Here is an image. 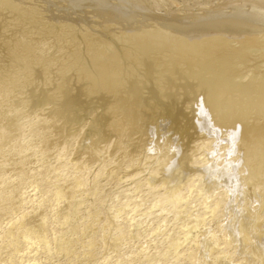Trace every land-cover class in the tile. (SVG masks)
I'll use <instances>...</instances> for the list:
<instances>
[{"label":"rangeland","instance_id":"374dc122","mask_svg":"<svg viewBox=\"0 0 264 264\" xmlns=\"http://www.w3.org/2000/svg\"><path fill=\"white\" fill-rule=\"evenodd\" d=\"M13 1L14 0H12V1L11 0L10 1L9 0H0V7L5 6L7 8L8 12L13 13L14 8L17 6V4H15V3H18L17 2L18 0L14 1L15 3ZM21 1L22 0H19V3L21 4L19 6H20L21 10L25 11L28 9L30 15L29 16L27 15L25 17L24 11L22 12L23 13L22 14V13H20L21 10H18L20 8H17V12L15 11L13 13L16 16V18H15L16 20L13 19L14 16H13V18H11L12 15L10 14L11 15V16L9 15L10 18L7 17V19H6V20H8V18H9L10 22L9 21H7V23L5 22L6 25L3 26L4 30H3V28H0V30L2 29L0 31L1 32V35H0V39H1L0 40V48H1L0 49V57H2V59L5 61V63H4V61L2 62V60L0 58V60H1L0 62H2V64L0 63V72H1L0 73V90H1L0 91V98H1L0 99V103H1L0 104V128H4L7 131L6 133H8V134H6L7 136L4 137L5 139L3 137H0V264H11V263L12 264H18V263L22 264L23 259H24V261H25V259L27 261L29 258L32 259L31 264H33V263L34 264H104V263L105 264H107V263L108 264H202V263L206 264L208 261L213 259V257L215 255H218L221 252L224 254L223 255L224 257L229 258L228 256H230L229 259L231 261L235 260L236 262L234 261V263H237V264H264L263 260L253 259L251 257V254H250L251 252H249L250 248H248L246 245H244V246L246 248H248L247 250H249V251H247V253H245L246 251H244V249L246 250V248L243 246V243L240 241V239L242 237L241 233H240L241 232V230H240L241 225L240 224H242V226H243L244 223H247L244 219V216L245 215L248 216V213L250 210L256 211V210H259V208L261 207L260 204H257L258 206L254 205V203H252L253 202L252 200H251L252 201L251 202L249 199L244 198L241 194L243 192V186H244L243 185L244 184V182H243L244 177L242 176V173L244 174L246 172V169L249 168V167H247L248 165L245 164L246 160H247V162L250 161L251 159L255 160L254 161L255 164H254V166L253 165L252 166H253L255 173H257V171H258V173H257L258 176L260 174H262V171H260V170H263V172H264V161H263L264 160V133H263V131H264V115L260 116L261 118H259V115H258L257 116L258 119H257L256 115H251V116H255V117H251L249 114L251 119L256 120V122H255L256 124L253 123V125H251L252 123H250V125L249 124H247V125L255 126V127L252 129L250 128L248 133H246L247 137L242 136V137H244V138H242L240 136L241 138L238 139V137L234 138V135H232L231 137H233L234 139H238V140L232 141V139L230 138L229 132H226L227 130L224 128L225 126H223V128L221 127L222 129L216 128L217 126H221L219 113L217 114V112H216L214 114V116H209V119H211L209 123L198 121L197 123H200V124H197L196 121L194 122V120H196V115H195L196 111H193V108H195L194 110H197L199 108V106L201 107V105L199 104V106L195 107L194 105H197L196 101H192V102H194L193 104L191 102H188V103H191V105H186L185 102H182L179 105V107L182 109L181 111L183 112V117H181V119H180V120H182V122L179 120L178 125L177 126L175 125L174 129L172 131L170 129L168 130V128L166 130V125H164V123L166 124L167 120L166 121H163V119L161 120V114H160L159 108L158 109H155L156 107L152 108V110H150V111L153 114H151L149 111V114H151L152 118L156 117V120H157L156 122L158 125V129L155 133V132L148 131L147 127H145L146 129L144 128V130H142V129L140 130V129H138V127L132 128V129L127 128V126L131 127L129 124L130 119L133 120L134 115L136 114V111L134 110V108L136 110H138L139 107L132 100H130V102L122 101L120 98V95L122 96L124 94V92L126 91L124 84L127 83L129 75L133 76L134 78L138 77L137 79L142 78L141 74H137L140 71L139 72L136 71L137 73H135L134 70H132V68L134 69L136 67L135 65H133V66L130 65L129 60L128 61L123 60V59H127V58H125V56L123 54L125 48L127 47L126 49L135 51L136 48H134V47H137V46H134V45H138L137 42H136V44H135V42H134V44L132 43V45H133V49H132V48H130V47H132V45L129 42V45H128L129 48H128V46H125L126 43H128V41L125 40V39H127L128 36H129L128 40L130 39L131 42H133L135 39V38H132L133 39V41H132L131 37H134V36L129 35L130 34L129 29L132 26L134 27V25H136V24L141 25V23H143L142 21L148 20L146 17H149V19H152V20H157V17L155 14L157 12L160 13V11H161L160 14H164V15L168 16V13H170V12L174 13L175 10H178L177 9L178 5L183 8V9L179 8V10H178V11H181V14L182 13L183 14H188V13L190 14V12H194V14H196L201 8L205 9V7L207 9H209V7L211 8L212 6H214L215 9H218V7H219V6H217L218 3H220V7L218 10H221L222 7H224L223 9L226 8V11L227 10L229 11L233 7V5H231V2H232V4H236V3H238V2H236L237 0H230L231 2L229 0H226V1L225 0H173V3H172V0H170L171 1L170 3L169 2L164 3L165 0L164 1L162 0V4L164 3L163 6L161 5V0H158V1H160V4L156 3L157 0H156V2H154L155 0H153V2L151 0H147V1L136 0V2H135V0H131V1L125 0L126 1L125 5H124V6H126L125 8L128 7L130 9L133 8V6H139L141 4V7H143L144 3L146 4L144 7H145V9L147 8L145 11V12H147V14L146 13H145V15L143 14L142 11H144V9L141 10V13L143 15H141V13L138 11L140 13V16L138 15V13L135 14L136 17L134 16V18L137 21L133 18L132 20H135V22L131 21V22H133V24H131L130 22H127V24H126L125 22L128 20L119 19V16H118L119 10L118 9L116 10L115 8L117 5H118L117 8H120L119 7V5L121 3L120 0H118L120 3L117 2V0H115V2H112L113 0L112 1L109 0L110 3L107 1V3H109L110 5L112 3H114V4L118 3L117 5L116 4L113 5L114 6L113 9H115V13L112 14L113 16L109 15V18L114 17L113 19L110 18V20L108 19V15L102 14L107 18V20H106V18L103 19L101 14H99L100 13L99 11H97L98 12L97 13L96 10H94L92 7H90L91 4L94 5V3H95L94 0L93 1L92 0L85 1L87 5L89 4L88 6L85 3L83 4L81 2L82 5L80 4L79 5L80 7L83 5L87 6V7H84V6L81 7L82 10L80 7H79V9L75 8L78 10H73L74 9L73 6H72V9H70L71 5L75 6V3L69 2L72 0H69V1L65 0L66 3H68V2L70 3V5L68 4L70 6L69 9H66V6L68 7V5L65 4V2L63 3V0H30V1L24 0L23 2H21ZM61 1H62V3H61L62 5L59 4ZM132 1L135 2V5H132V7H131L130 4H133ZM137 1H141V2L145 1V2L143 3V6H142L141 2L139 3V5H136ZM175 1H176V3H175ZM238 1H239V3H245V7L243 6V9L244 8L246 9L247 8L246 6H249V4L253 5L258 1H264V0H255L256 2L251 0V2H249L248 5H247L248 0H247V2H245L246 0H242V2L240 0H238ZM24 2L27 4H25ZM122 2L124 4V0H122ZM228 2L230 3V5L229 4H227V5L230 7V9L226 5V3H228ZM153 3H155V5ZM205 3L206 4L208 3V4L205 5ZM222 3H224L225 6H227V7L222 6L221 5ZM11 4L15 5V7H13ZM22 4L25 5V7H24L25 9L22 8V6H23ZM158 4L160 5L159 7L156 6ZM169 4H171L170 7H169ZM198 4H200V5H198ZM93 5H91V6H93ZM127 5H129V6H127ZM121 6H122V3H121ZM147 6L148 7L150 6V7L148 8ZM164 6H166L167 8L169 7V9L167 10V8ZM171 6H173V7H171ZM216 6H217V8H216ZM83 8H85V9L87 8V9L83 10ZM250 8L251 7L249 6V8H247L246 10H249ZM207 9H205V10H207ZM30 10L32 12H30ZM87 10L89 12L92 11L91 12L92 16L89 12H87ZM137 10H138L137 7H135L133 12L135 11V13H136ZM18 11H19V13H18ZM116 11L118 13H116ZM167 11H168V13H167ZM201 11L203 12L204 10H201ZM201 11H199V12L201 13ZM93 12L94 13L96 12L97 15L93 14ZM148 12H149V14H148ZM199 12L197 14H199ZM37 13H39V14H37ZM56 14L58 16L61 15L60 16L61 18L60 17L58 18V16ZM62 14H65V16ZM93 15L100 17L102 19H100V18L98 19L97 17H94ZM114 15L118 16V18L116 17V20H114L115 19ZM20 16H21V18H20ZM93 18H96V19H93ZM120 18H123V17L121 16ZM143 18L147 19V20H144ZM53 19L56 21H53ZM59 19H61V21H58ZM117 19L120 21L121 20L124 21L125 24L122 21L118 22ZM82 20H84V21H82ZM100 20H101V22H100ZM103 20L108 21V22H106V23L103 22L104 23L103 24L102 23ZM109 21L111 22V25L109 24L110 23ZM149 21H151V20H149ZM8 22L10 24H8ZM17 22H19V23L17 24ZM96 22H97V24H96ZM114 22H115V24H117V23L118 24L115 25ZM128 23H129V25H128ZM23 24H25V25H23ZM100 24H102L104 26H100ZM107 24L110 25L111 29H112V27L114 28V25H115V28L113 29V31L115 33H113V31L109 29L110 27ZM112 24H113V26H112ZM88 25H90L91 27ZM126 25H127V27H126ZM105 26H106V28L108 27L107 29L109 31L106 30V28H104ZM136 26H138V25H136ZM5 27H8V28H5ZM127 28H128V30H127ZM7 29H8V31H6ZM83 31H85V33H83ZM106 31H107V33H105ZM65 32H67V33L65 34ZM262 33L260 36L264 37V34L262 35ZM29 34H31V35H29ZM43 34L45 35L46 39H47L46 36H48V40H46L44 37L41 39V37L44 36ZM123 35H125V36H123ZM25 36L28 37V39H27L28 41L24 40V39H26ZM115 36H118V37L123 36L122 39H121V37L118 38V39L122 40L121 42H120V40L117 39L119 44H118V42H116L117 40H114L115 38H113V37H115ZM49 37L51 40L49 39ZM80 37H81V39H80ZM124 37H126V38L123 39ZM263 37H259V38H261V40H262ZM16 38H18V39H16ZM19 38L23 39V40L20 41ZM39 38L41 41L39 40ZM72 38H74V39H72ZM10 40H11V42H10ZM14 40L16 43L13 46V44H11V43H14L13 42ZM18 40L20 41V43L18 42ZM261 40H259V42H262V41L264 42V38L262 41ZM43 41H45V42H43ZM4 42H6L8 44H6ZM17 42L19 43V46L17 45L18 44ZM39 42L40 43L42 42L41 43L42 45ZM143 42L141 40L139 42L138 46L141 47V43H143ZM263 42L259 43V44H263ZM29 43L33 47L31 45L29 46ZM37 43L40 44V48H39V44H37ZM101 43H103V44H101ZM107 43L109 45L111 43L110 46H113V49H111V50H110V48L108 49L106 46V45H108ZM120 43H121V45H120ZM230 43H231L230 45H232V46H233V43L235 44V42H230ZM2 44H4V45L2 46ZM90 44L91 45L93 44L94 46L93 45L91 46ZM122 44H124V45H122ZM11 45H12L13 49L11 48ZM24 45L27 48V50L31 51L32 53L37 52V53H34L36 55L30 54L31 52L28 53V51L25 50L26 48H23ZM64 45H66V48L64 47L65 49L63 48ZM84 45H86V46H84ZM87 45L91 46L90 49ZM109 45H108V47H110ZM260 46H264V45H260ZM7 47H8V49L10 48L9 50H11V52L8 51ZM14 47H15V49H14ZM50 47H51V49H49ZM32 48H34L33 51L31 50ZM35 48H37L36 51H35ZM43 48H45L46 52L47 51L48 52L45 53V50ZM59 48H61L62 50H60ZM84 48H87V49L84 50ZM104 48L105 49L107 48L106 51L107 50L111 51V52L109 51V54L111 56L115 57L116 54L118 53L116 58H117V60H120L118 62L119 63L118 69H120L121 71H120L119 75L117 76V84H116L119 86H116L115 90H113L114 93H112L113 91L111 92L114 95L113 96L114 98H112V100H113L112 106L114 105L113 106L114 109H113V111L111 109V111L113 112V116L116 115L114 117L115 120L116 119L119 120V116L121 119L122 117L128 118L131 115L130 119L129 118L126 119L127 121H126L124 126H126V125L127 126L125 127V129L122 128V131L120 132L121 135L116 133V131H114L115 132V134H114V132L112 131L113 129L117 130V127H119V128L121 127V125L120 126L118 125V123L120 121L118 122L117 120L115 121L113 119V121H115L114 123L116 124V126L112 122L113 124L109 125V129H108V126L105 123V121L101 119L102 114H104L105 108H104L103 102L100 101L99 95H97L96 93H94V94H96V96H95L92 92H89L87 94V96L85 97V99L89 100V102L84 104V105L79 103V101L76 103H72L71 101H70L71 103L70 102L66 103L65 99H63L67 90L76 89V91H81L83 93L84 89L87 86L90 87V82L88 81L86 75H92V74H93L92 76L96 75L95 74L96 73L95 68H93L94 67L93 64L98 60H100V61H98L96 63H99L102 61V59L104 58V56H103L104 54L101 55L102 54L101 50H104ZM6 49L8 52L6 51ZM19 49H21V50H19ZM69 49L72 52L73 51L76 52L77 54L76 53L71 54V51ZM93 49H95V50H93ZM37 50H39V53ZM59 50L62 53H65V51H66L65 55L66 54L68 56L70 55L69 59L72 58L71 59L72 61H69V62L67 61L66 62L67 64L65 63L67 68H68V71H69L66 74V76L65 75L63 76L60 73H58L56 71L57 69L55 68V66H49V67H53V69L52 68L50 69L47 66V60L48 59L51 60L54 56H55L54 58L56 59V55H57ZM67 50H69V51H67ZM91 50H92V52H91ZM97 50H98V52H96ZM19 51H20V54L23 55L26 60L22 56L19 57L20 56ZM22 51H23V54L21 53ZM119 51H120V53H119ZM9 52L11 53V56H10ZM13 52H14V54H13ZM121 52H122V54H121ZM15 53L19 54V55L17 56ZM26 53L29 55V58L32 57L30 60L29 59L27 60L28 55ZM43 53H45V55H43ZM37 54H40V55H37ZM52 54H56V55H52ZM163 54L164 55H161V57H160L161 61H163V60L166 61V59H170V58H168V57H170L168 55L169 53L166 52ZM33 55H34V57H33ZM3 56H4V58H3ZM38 56H40V57H38ZM119 56H120V58H119ZM121 56L123 57V59L121 58ZM6 57L9 59H7ZM10 57H13V58L17 57L16 59L21 58L20 60L22 61V59H23L24 61H22V65H21L20 60H18L19 62H17L15 59L10 58ZM35 57L37 58L36 60H38V61H36L34 59ZM93 57H95V58L93 59ZM100 57H103V58L100 59ZM96 58H97V60H95ZM11 59H13V61ZM39 59H41V60H39ZM9 60H11L12 62L10 61V63H9ZM32 60L34 61L35 65H34ZM73 60L76 61V63H74ZM6 61L9 63L8 64L9 66L7 65ZM27 61H30V62H27ZM89 61H91V62H89ZM104 61L106 62L107 60H104ZM13 62L15 64H17V66H12V65H14V64H12ZM24 62L26 65L24 67L25 69H23V65H24L23 63ZM71 62H73V63L71 64ZM167 62L169 64V60ZM26 63H28L29 65ZM36 63H37V65H36ZM68 63L71 65H69ZM87 63H88V66L86 65ZM108 63H110V62L107 61V64ZM41 64H44V66L42 65V67H45V68L48 67V69L51 70V71H49L47 69L48 72H50V74L44 68L42 69V67H40ZM2 65H3V67H2ZM32 65H33V67L31 68ZM111 65H113V64H111ZM6 66L9 68L3 69ZM11 66L13 67V70H12ZM27 66H30L29 67V68H31V69H29L30 71L26 70V68L28 69ZM263 66H264V64H263ZM15 67H16V69H15ZM37 67H38V70L36 71L34 68L37 69ZM70 68H72V69L70 70ZM89 68L92 70H90ZM9 69L11 72H13V71L14 72L13 73H11L10 71L5 72ZM39 69H42L41 70L42 72L39 71ZM129 69H131V71ZM33 70L37 72V75L43 74V78H41L42 76L41 77L39 76L41 78L40 79L41 81L39 80V77L36 75V72H35V75L37 77L33 74L34 73ZM44 70L46 71V73L44 72ZM52 70H54V72ZM38 71H39V74H38ZM249 71H251V70H249ZM249 71L246 70V72L241 74V77H242V78H240L241 81H244L245 79H249V77H251L250 74L252 72L249 73ZM17 72L21 76L19 74H17ZM43 72L45 74H47V77H49L48 80H46L47 77ZM130 72H131V74H130ZM204 72H205V70L198 72V74L201 75V74H204ZM5 73H7L8 75ZM55 73H57V74H55ZM1 74L3 76H1ZM10 74L12 77L14 76L13 77L14 79H12V77L11 78L9 77L10 79L8 80V76ZM132 74H134V75H132ZM6 75H7V78H5ZM22 75H23V77H22ZM55 75L57 76V78ZM170 75H171L170 72L165 71L164 76L167 77ZM18 78H19V80H18ZM37 78H38V80H37ZM31 79L33 82L31 81ZM242 79H244V80H242ZM10 80H11V83H10ZM12 80H18L19 82L18 81L15 82ZM36 80L40 81V82H36ZM23 81H24V83H26L25 86H27V87L24 86L25 89L23 87L21 89V91L18 92L19 89L15 85L17 84V82L20 84H23ZM34 81L38 87L34 84ZM57 81H60V82H58L59 84L57 83ZM41 83H42V85L44 83L48 84V85L45 84L46 86L43 85V87L44 86L45 87L44 88L42 87V90L45 88H49L50 91H58L62 95L63 98L60 97V99H59L56 97V99L50 100V101L47 99L46 101L47 102L49 101L51 104L47 103L45 101L46 97L42 95V93L44 91L42 92L39 90L41 88V86H40ZM32 85L34 87L36 86L37 89L33 90L34 87H32ZM166 85L168 86L169 83H166ZM7 86H9V87H7ZM4 87H7V89ZM119 87H120V89H119ZM5 89H6V92L8 93V95L5 92ZM117 89H119L120 91ZM23 91H25V92H23ZM38 91L41 93H39ZM32 92L35 94L38 92L36 97H35V94H33ZM1 93H5V95L1 94ZM17 93H19V94H17ZM30 94H32V95H30ZM115 94H116L117 98L115 97ZM38 95H39V98L42 97V99L39 100ZM15 96H17L19 98H16ZM29 96L30 97L33 96L35 98H38V100L37 99L35 100V98H33V97L29 98ZM91 96H93V97H91ZM94 96L96 97L95 99H93ZM183 96L181 98H183ZM2 98H4L5 102ZM117 99L118 100L120 99V100L117 101ZM179 99H180V96H179ZM6 100L8 103L6 102ZM14 100H16V101H14ZM56 100H59V101H56ZM114 100L116 102H114ZM183 100H184V98H183ZM183 100L180 99V101H183ZM34 101H36V103ZM2 102H3V104H2ZM42 102H44V103H42ZM62 102H63V104H60ZM124 102H127V104ZM195 102H196V104H195ZM40 103H42V104L40 105ZM122 103H123V106L125 105L124 107L121 105ZM45 104H47V105H45ZM55 104H56V106H55ZM57 104H58V106L63 105L62 106L63 110L61 109L62 111H60L61 107H57ZM73 104H75V105L73 106ZM117 104L119 105L118 107H117ZM145 104L146 103L143 104V107L147 110H148V108L150 109V106H145ZM8 105H10V106H8ZM70 105H72L71 109H70ZM130 107H131V109H129ZM56 108H58L57 111H56ZM92 108H93V110L91 111ZM124 108H125V110H124ZM51 109L54 113H52ZM78 109H80V110H78ZM153 109H155V110L153 111ZM58 110H59V112H58ZM114 110H116V111H114ZM185 110H186V112H185ZM134 111H135V114H133ZM221 111L223 112L224 109ZM99 112H101V113H99ZM117 112H118V114H116ZM57 113L59 115L61 114L62 116L60 115L59 116L60 118H59ZM65 113H66V115H65ZM123 113L124 114L128 113V114H126V116L125 115L123 116ZM51 114H52V116H51ZM54 114L56 117L53 116ZM192 114L194 117L192 116ZM97 115H98V117H97ZM127 115H129V116L127 117ZM117 116H118V118H117ZM53 117H55V119ZM250 117L248 119H250ZM6 118H7V120H6ZM8 118H10V119H8ZM73 118L74 119L76 118V119L74 120ZM47 119H48V121H49V119H50V121L51 120L52 121L47 122ZM99 119H101V120H99ZM204 119H208V117L207 118L204 117ZM8 121H10V122L12 121L13 123L11 124ZM40 122L42 125H40ZM54 122H56V123H54ZM217 123H219V125H217ZM7 124L12 125V127L10 125L8 126ZM43 124H44V126H43ZM96 125H97V127H96ZM112 125H113V127H112ZM258 126H259V129H258ZM260 126H262L263 130L261 129ZM110 127H111V129H110ZM175 127H176V129H175ZM133 129H136V130L134 131ZM253 129H255V130H253ZM260 129L262 131H260ZM19 130L21 131V133ZM145 130H147V131H145ZM256 130H257V132H254ZM130 131H132L133 134H132V132L130 133ZM169 131H171V132H169ZM126 132L128 134V135L126 134L127 137H125L126 135L123 137V135ZM175 132H177V133L174 135ZM184 133H186V134H184ZM262 133H263V135H261ZM19 134H20V136H19ZM171 134H172V137H171ZM178 135H180V136H178ZM259 135H260V137L258 138ZM6 138H7V142H6ZM251 138H253V141ZM46 139L48 142L46 141ZM257 139H258V141H257ZM244 140H246V141H244ZM4 141L6 142V144ZM249 142H251V143L249 144ZM246 144L249 146H247ZM207 146H209V147H207ZM20 148H22V149H20ZM249 149H250V152H249ZM258 150H259V152H258ZM181 152L183 154L186 153L185 154L186 156L184 155V157H183L181 155L182 154ZM168 154H170V155H168ZM177 156H179V158L183 157L182 159H184V160L186 158V160L184 161L186 164L181 162L182 166H181V164L179 165L180 167H179L178 174L179 175L181 174L179 176L180 179L176 180L175 182H168L169 185H164L162 183L163 180L171 173V170L173 168H175V165L180 163V162H178V163L176 162V161H178ZM248 156H250L251 158H249ZM244 157L246 158V160L244 159ZM166 158H168V159H166ZM247 158H249V159H247ZM163 160H165V161H163ZM77 161H79L78 163L82 167L86 166V167H84L85 169H83L84 171L81 170L83 172V174L85 173L84 175L86 176V183L83 185H77L78 187H76L75 190L72 189L71 192H66L65 195L63 196V198L59 201L54 199V197H52L51 199H47V200L45 199L44 200L42 198V196L44 195L43 192L45 193L46 186L48 185V180H50V179H48L46 183H43L41 185L39 183V181L41 182V180H42L41 176H42V178H45L46 175H48L49 177H52L56 174V171H58V170L59 171L60 170L65 171L66 170L65 174H67L66 175L67 177L66 178L64 177L65 179H63L59 182L61 184H64L63 187H66L69 185L71 186V184L72 185L76 184L75 183V182H77L75 180L76 177L75 178H73V177L77 173L76 169H74L75 168L74 163ZM202 161L204 163H202ZM161 162H162V164H161ZM68 165H70V166H68ZM132 165H133V167H132ZM57 166H58V168H57ZM63 166L65 168H63ZM193 166H194V168H193ZM212 166H214V167H212ZM215 166H217L218 168ZM102 167L105 169H102ZM205 167L206 168L212 167V169L217 170V171L214 172V170H212L210 168V170H212L213 173H211V172L208 173L210 170L209 171L205 170ZM219 167H221V168H219ZM42 168H45L47 170L42 169ZM244 168H246V169H244ZM255 168H257V169H255ZM221 169L224 170V172L226 171V173L228 175H231L233 177L234 181L231 183H228L225 180L224 175L223 176L220 175L222 172ZM99 170H103V171L105 170L104 171L105 173L102 171L103 176L100 175L101 177L98 176L99 178H97L96 174L99 172ZM184 171H186V172H184ZM107 172H108V174H107ZM154 172L157 174V176L154 174ZM219 172H220V174H217ZM43 173H44V177L42 175ZM68 173H69V175H68ZM185 173L188 174L189 176L186 175ZM38 174L39 175L41 174V175L39 176ZM210 174H211V176H210ZM222 174H223V172H222ZM263 175H264V173H263ZM37 177H40V178H38V180H37L36 179ZM190 178H193V179H190ZM262 178L264 179V176L261 177V179ZM96 179H99L98 180L99 182L98 181L96 182ZM34 180H37V181H34ZM144 180L145 181L147 180V181L143 182ZM188 180L192 181V182H190V184H192V186H194V187L191 189V191L189 193H187L184 196V200L180 204V206L182 205L181 206L182 208L178 207L180 209V211H179V209L178 210L172 209L171 213H170V211H168L169 209L167 206H169V204L167 202H165L167 204V206L164 203L161 205H157V206L151 205L152 203L155 202V200H157L156 198H158L159 195L165 196L166 194H169V192L171 190L172 191L170 193H174V191H176L180 186L184 187V188L187 187L189 185V183H187ZM197 181H199V182H197ZM34 182H36L37 184L34 185L33 184ZM184 182H185V184H184ZM65 183H66V185H65ZM146 184H148V185H146ZM173 184L175 185V187H173L174 186ZM196 185H198V186H196ZM152 186L154 187L153 189H151ZM200 186H202V188ZM199 187L202 190L199 191L200 193H197V192L195 193L196 188H199ZM148 188H150V189H148ZM171 188H173V189H171ZM201 193H202V195H201ZM141 195L142 196L144 195V196L142 197ZM199 195H201L204 199ZM197 196H198V198H196ZM12 198L13 199L14 198H16V199L21 198L22 200L18 199L21 201L16 203V201H18V200L14 201ZM32 198L33 199L35 198L34 202L31 201V200H33ZM199 199H200V201H199ZM217 199L220 200V202H219L220 204L218 206L214 207L213 210L208 209L209 212H207V210L204 211L205 210L204 208L207 205L215 203V200L217 201ZM191 200L196 201V202H194V204H192L193 202ZM9 201L14 203V204L16 203V205L13 204V208L11 209L12 211L11 210L9 212L7 211L8 213L6 212L7 215H5V213L3 214V212H4L3 209L5 207L8 210L7 206H8ZM209 202H211V203H209ZM125 203L126 204L128 203L127 204L128 206ZM188 203H190V204L188 205ZM125 205H126V207H125ZM159 206H160V208H159ZM186 206H189V207L186 208ZM190 206L191 207L193 206V208H191ZM14 207H16V208H14ZM17 207H21V208L19 209ZM150 207L152 208L151 214L147 215V216L142 215L145 212V210L150 208ZM161 207L162 208L164 207L163 209H165V210H163V209L161 210ZM126 208H127V210H126ZM189 208H191V209H189ZM215 208L216 209L218 208V209L216 210ZM29 209H30V211H29ZM187 209H189V210L186 211ZM176 211L178 212L177 215H175ZM240 211H241V213H240ZM244 211L246 213L247 212L248 213L246 214ZM1 212H2V214H1ZM181 212L183 213V214H181V215H183V217L179 214ZM157 213H159L160 216ZM202 213H203V215H202ZM244 213H245V215H244ZM23 214H25V215H23ZM189 214L190 215L201 214L202 219L204 220V218H206L207 223L204 224L203 226H200L199 228L192 230L188 226V218L190 216ZM31 215L32 216L34 215L35 217L34 216L32 217ZM163 215H165V217L166 216H168V217H166V219H162V218H164ZM178 215H180V217ZM167 218L169 221L167 220ZM245 218H246V216H245ZM179 220H180V222H179ZM45 222L47 223V225ZM129 222L132 224L131 230L128 231V232H131L130 233L131 235L128 232L127 233L129 235H126L127 233L125 232L126 231L125 228H127V227L125 226V228H124V226L122 227V225L129 223ZM242 222H244V223H242ZM161 224L163 227L161 226ZM235 225H237V228ZM238 225H240V226H238ZM45 226H47L48 228ZM159 226H161V228ZM156 227H158V228H156ZM45 228H47L48 230H46ZM31 232L35 233L34 235H36L37 241L33 245L26 244V250L23 253L24 255L22 254L18 257V258L22 259L21 261L18 258L13 261L12 255L18 247L17 245H20L22 243L21 239L24 240V238L26 236L31 238V236H30V234L32 235ZM236 232H237V234H236ZM24 233L27 234V235H25V237H24ZM28 233H30V234H28ZM211 235L213 236L212 238L209 237ZM46 236L49 237L51 240L49 241V246L44 247L43 243H44V239H46ZM28 237H26V238H28ZM32 237L34 238L33 235H32ZM185 237H187V238H185ZM177 238H181V239L184 238V239L181 240L179 244L173 246V248L170 247L171 243L173 241H176ZM119 241H121V242H119ZM210 245H211V247H210ZM203 247H205V248H203ZM32 248H34V249H32ZM201 248H202V250H201ZM30 249L32 250V252ZM214 249L217 252H215ZM252 249H254V248H252ZM211 250H213V251H211ZM132 251H134V252H132ZM210 251L213 254L215 252L213 257H210L211 256ZM218 251H219V253H218ZM29 252H30V254H29ZM118 252L121 254H119ZM131 252L134 254H132ZM190 252H195L194 253L195 258L189 257ZM31 253H32V255H31ZM197 253H198V255H197ZM30 255H31V257H30ZM109 255L111 257H109ZM129 255L131 256L130 258H129ZM32 257H34L35 259H33ZM107 257H109L107 259V261L110 260V262L105 261L104 258H107ZM102 259L104 260V262L102 261ZM205 261H206V263H205ZM14 262H16V263H14Z\"/></svg>","mask_w":264,"mask_h":264},{"label":"bare ground","instance_id":"6f19581e","mask_svg":"<svg viewBox=\"0 0 264 264\" xmlns=\"http://www.w3.org/2000/svg\"><path fill=\"white\" fill-rule=\"evenodd\" d=\"M10 1V0H9ZM12 1V0H11ZM14 1H16V0H14ZM13 1V2H14ZM24 0H22L21 2H23ZM30 1V0H29ZM67 1V0H66ZM66 1L65 0H63V3L65 2V4H69L70 5V3H75V6L74 5H71V8H70V6L68 5V7L66 6V9H72V6H73V10H78L79 9V5L81 4L82 5V3L84 4H86V2L85 1H88V0H72V1H69L68 3H66ZM93 1V0H92ZM107 1L109 2V0H94V5L93 4H91V5H93V6H91L90 5V7H92L94 10H96V12L97 11H99L100 13L99 14H101V16H102V18L104 19V18H106L104 15H102V14H105V15H108V19L110 20V18L111 19H113L112 17H110L109 18V15L111 16L112 14H114L115 13V9L117 10H119L118 12H119V14H118V16H119V19H125V20H128V21H126L125 23L127 24V22H130L131 24H133V22H131V21H134L135 22V18H134V16L136 17V15L135 14H137L138 13V15L140 16V13H141V10L142 9H144V11H142L143 12V14L145 15V13L147 14V12H145L146 11V9H145V1H147V0H145V1H143V2H141V1H137V4L136 5H139V3L141 2L142 3V6H143V3H144V8L143 7H141V4L139 5V6H133V8H125L126 6H124L125 5V0H124V4H123V2H122V0H120V2L122 3V6H121V3L117 0V2H119L120 3V5H119V7L120 8H117V6H116V8L115 9H113L114 8V6L113 5H115L114 3H112L111 5L109 4V3H107ZM110 1H112V0H110ZM128 1V0H127ZM131 1V0H130ZM152 2H153V0H151ZM150 1V2H151ZM164 1V0H163ZM166 1V2H165ZM164 1V3H170L171 1L169 0H165ZM226 1V0H225ZM230 1V0H229ZM241 2H242V0H240ZM254 2H256L255 0H253ZM18 3H19V0L17 1ZM58 2V1H57ZM82 2V3H81ZM112 2H115V0H113ZM135 2H136V0H135ZM135 2H133L132 1V3L133 4H130L131 5V7H132V5H135ZM154 2H156V0L154 1ZM208 2V1H207ZM231 2V1H230ZM235 2V1H234ZM233 2V3H234ZM236 2H238V3H236ZM235 3L236 4H232V2H231V5H233V7H232V9L231 10H227L226 11V8L225 9H223L224 7H222V6H225V4L224 3H222L221 5V7H222V9L221 10H218L219 9V7H220V3H218L217 4V6H219L218 7V9H215V7L214 6H212L211 8L209 7V9H207L206 7H205V9H207V10H205L204 8H201L199 11H201V10H204L203 12L201 11V13L199 12V14H194V12H190V14L188 13V14H181V11H178L179 10V8L181 9L182 7L181 6H177V9L178 10H173L174 11V13H171L170 11V13H168V11H167V13H168V16H166V15H164V14H160L161 13V11H160V13L159 12H157L155 15H156V17H157V20H152V19H149V17H146L147 19H144V20H147V21H142L143 23H141V25H139V24H136V25H138V26H136V25H134V27L132 28H130L129 29V35H132V36H134V37H131V39L132 38H135L134 39V41H133V39H132V41L133 42H131V40L129 39L128 40V37H127V39H125L126 37H124L123 39H125V40H127L128 41V43H126V45L125 46H128L129 45V42L131 43V45H132V43L134 44V42H135V44H136V42H137V44L139 45V42L142 40V42L143 43H141V47H139L138 45H134V46H137V47H134V48H136V50L134 51V50H129V49H126L125 48V50H124V56H125V58H127V59H123V57L121 56V58L124 60V61H128L129 60V63H130V65H135L136 67V69L134 68H132V70H134V72L135 73H137L136 71H140L139 73H137V74H141V76H142V78L141 79H137V78H134L133 76H131V75H129V78H128V80H127V83H125L124 84V86H125V88H126V91L124 92V94L121 96L120 95V98H121V100L122 101H128V102H130V100H132L134 103H136L137 105H138V107H139V109L138 110H136L134 107V110L136 111V114H135V111L133 112V114H135L134 115V118H133V120L132 119H130L131 117V115L129 116V115H127V117L130 119V126L131 127H128L127 125V128H130V129H132V128H137L138 127V129H142V130H144V128L145 127H147V129H148V131H150V132H155L156 133V131H157V129H158V125H157V120H156V117L155 118H152V116H151V114H153V113H151V111L150 110H152V108H155V109H160L159 111H160V114H161V120L163 119V121H166L167 120V122H166V124L164 123V125H166V130H167V128H168V130L170 129L171 131L174 129V126L176 125H178V123H179V120L181 119V117H183V112L181 111L182 109L179 107V105H180V103H182V102H185L186 103V105H191V103L193 104L194 102H192V101H196L197 102V105H194L195 107L196 106H199V104L201 105V107L199 106V108L197 109V110H194L195 108H193V111H196V113H195V115H196V120H194V122L196 121V123L198 122V121H202V122H207V123H209L210 122V120L211 119H209V116H214V114L217 112V114L219 113V115H220V122H221V126H217L216 128L217 129H222L223 128V126H225L224 128L227 130L226 132H229V135H230V138L232 139V141H235V140H238L239 138H241L242 136H246V133H248V131L250 130V128L252 129V128H254L255 126H249L250 125V123H252L251 125H253V123H255L256 122V120H254V119H251V117H255V116H251V115H256V118L258 119V115H259V118H261L260 116H263L264 115V66H263V64H264V46H260V45H264V42L262 41L263 40V36H260L261 35V33H262V35L264 34V1H258V2H256L255 4H253V5H250L249 4V2H251V0L249 1L248 0V2H247V0L245 1V2H247V5L249 4V6L251 7L249 10H246L247 8H249V6H246L247 8L245 9H243V6L245 7V3H239V1L237 0ZM244 2V1H243ZM253 2V3H254ZM10 3V2H9ZM12 3V2H11ZM15 3V2H14ZM13 3V4H14ZM18 3H15V4H17V6L15 7V5H13V4H11L13 7H15L14 8V12L16 11L17 12V8H20V6L19 5H21L20 3L18 4ZM25 3V2H24ZM62 3V1L59 3L60 5H62L61 4ZM89 3V2H88ZM93 3V2H92ZM156 3H159L160 4V1H158L157 0V2ZM164 3L162 4V0H161V5L163 6L164 5ZM172 3H173V0H172ZM171 3V4H172ZM175 3H176V1H175ZM209 3V2H208ZM207 3V4H208ZM25 4H27V3H25ZM77 4V5H76ZM127 4V3H126ZM129 4V3H128ZM154 5H155V3H153ZM156 5L157 7H159L160 5ZM171 4H169V7H170V5ZM178 4V3H177ZM176 4V5H177ZM206 3H205V5H207ZM227 4H229L230 5V3L228 2V3H226V5ZM23 5V4H22ZM87 5V4H86ZM86 5H83L84 7H87ZM166 5V4H165ZM173 5V4H172ZM198 5H200V4H198ZM10 6V5H9ZM78 6V7H77ZM83 6H81V7H83ZM127 6H129V5H127ZM174 6V5H173ZM173 6H171V7H173ZM217 6H216V8H217ZM228 6V5H227ZM227 6H225V7H227ZM11 7V6H10ZM12 7V8H13ZM25 7V5H23L22 6V8L23 9H25L24 8ZM29 7V6H28ZM80 7V8H81ZM135 7H137V11H136V13H135V11L133 12V10L135 9ZM148 7V6H147ZM150 7V6H149ZM148 7V8H149ZM164 7H166V6H164ZM169 7L167 8V10L169 9ZM11 8V9H12ZM75 8H78V9H75ZM89 8V7H88ZM228 8L230 9V7L228 6ZM9 9V8H8ZM10 9V10H11ZM27 9V8H26ZM85 8H83V10H84ZM87 9V8H86ZM85 9V10H86ZM133 9V10H132ZM152 9V8H151ZM171 9V8H170ZM183 9V8H182ZM18 10H21V8L20 9H18ZM63 10V9H62ZM81 10H82V8H81ZM92 10V9H91ZM93 10V11H94ZM150 10V9H149ZM225 10V11H224ZM6 11V12H5ZM24 11V10H23ZM22 10H21V12L20 13H22L23 12ZM28 11V12H27ZM57 11V10H56ZM140 13H139V12ZM172 11V12H173ZM7 11V8L4 6V7H0V28H3V30H4V27L3 26H5L6 25V23H7V21H9V15L11 16V18H13V16H14V18L13 19H15L16 18V16H15V14H13V13H11V12H8ZM30 12H32L31 10H30ZM55 12V11H54ZM84 12V11H83ZM86 12V11H85ZM87 12H89L88 10H87ZM92 12V11H91ZM91 12H89L90 14H91ZM96 12L94 13L93 12V14H95V15H97L96 14ZM102 12V13H101ZM117 11H116V13H118ZM18 13H19V11H18ZM27 13V14H26ZM74 13V12H73ZM98 13V12H97ZM107 13V14H106ZM17 14V13H16ZM23 14V13H22ZM24 14H25V17L28 15H30V13H29V10L27 9V10H25L24 11ZM37 14H39V13H37ZM59 14V13H58ZM88 14V13H87ZM89 14V15H90ZM142 13H141V15H143ZM148 14H149V12H148ZM193 14V15H192ZM18 15V14H17ZM57 15V14H56ZM55 15V16H56ZM62 15H64L65 16V14H62ZM74 15V14H73ZM88 15V16H89ZM117 15V14H116ZM116 15H114L115 16V19L114 20H116V17L118 18V16H116ZM58 16V15H57ZM61 15H59L58 16V18L60 17ZM77 16V15H76ZM91 16H92V14H91ZM94 16V15H93ZM113 16V15H112ZM123 17V18H120V17ZM7 17H9L8 18V20H6L7 19ZM53 17V16H52ZM51 17V18H52ZM94 17H97V16H94ZM138 17V16H137ZM20 18H21V16H20ZM35 18V17H34ZM55 18V17H54ZM57 18V17H56ZM57 18V19H58ZM61 18V17H60ZM63 18V17H62ZM75 18V17H74ZM81 18V17H80ZM98 19L100 18V17H97ZM102 18H100V19H102ZM135 19V20H132V19ZM27 19V18H26ZM37 19V18H36ZM73 19V18H72ZM93 19H96V18H93ZM12 20V19H11ZM16 20V19H15ZM38 20V19H37ZM52 20V19H51ZM106 20H107V18H106ZM113 20V21H114ZM118 20V19H117ZM149 20H151V21H149ZM53 21H56V20H54L53 19ZM58 21H61V19H59ZM82 21H84V20H82ZM112 21V20H111ZM120 20H118V22H119ZM122 21V20H121ZM120 21V22H121ZM137 21V20H136ZM6 22V23H5ZM10 22V21H9ZM8 22V24H10ZM100 22H101V20H100ZM106 23V22H108V21H102V23ZM110 22V21H109ZM123 23H124V21H122ZM141 22V21H140ZM12 23V22H11ZM19 22H17V24H18ZM99 23V22H98ZM103 23V24H104ZM113 23V22H112ZM124 23V24H125ZM13 24V23H12ZM16 24V23H15ZM86 24V23H85ZM96 24H97V22H96ZM110 25H111V22L109 23ZM109 24H107V25H109ZM114 24H115V22H114ZM118 24V23H117ZM117 24H115V25H117ZM130 24V25H131ZM23 25H25V24H23ZM106 25V24H105ZM110 25H109V27H110ZM115 25H114V28H115ZM121 25V24H120ZM128 25H129V23H128ZM10 26V25H9ZM8 26V27H9ZM88 26H90V25H88ZM97 26V25H96ZM95 26V27H96ZM99 26V25H98ZM100 26H104V25H102V24H100ZM112 26H113V24H112ZM8 27H5V28H8ZM91 27V26H90ZM126 27H127V25H126ZM23 28V27H22ZM103 28V27H102ZM104 28H106V26L104 27ZM108 28V27H107ZM106 28V30H108ZM113 27H112V29H111V27L109 28L110 30H112L113 31V29H114ZM117 28V27H116ZM98 29V28H97ZM96 29V30H97ZM2 30V29H1ZM0 30V31H1ZM46 30V29H45ZM127 30H128V28H127ZM6 31H8V29L6 30ZM5 31V32H6ZM52 31V30H51ZM67 31V30H66ZM100 31V30H99ZM105 31V30H104ZM109 31V30H108ZM111 31V32H112ZM262 31V32H261ZM25 32V31H24ZM27 32V31H26ZM90 32V31H89ZM261 32V33H260ZM67 32H65V34H66ZM83 33H85V31H83ZM93 33V32H92ZM105 33H107V31L105 32ZM110 33V32H109ZM113 33H115L114 31H113ZM121 33V32H120ZM3 34V33H2ZM127 34V33H126ZM0 35H1V32H0ZM27 35V34H26ZM29 35H31V34H29ZM44 35V34H43ZM69 35V34H68ZM91 35V34H90ZM93 35V34H92ZM50 36V35H49ZM88 36V35H87ZM114 36V35H113ZM119 36V35H118ZM118 36H115V37H113V38H115L114 40H117L118 38H120L121 37V39H122V37L123 36H125V35H123V36H120V37H118ZM26 37V39H24V40H27L28 39V37L27 36H25ZM33 37V36H32ZM45 38V35L44 36H42L41 37V39L42 38ZM47 37V39L46 40H48V36H46ZM68 37V36H67ZM70 37V36H69ZM259 37H263L262 38V40H261V38H259ZM21 38V37H20ZM19 38V40L21 41V40H23V39H20ZM31 38V37H30ZM36 38V37H35ZM38 38V37H37ZM52 38V37H51ZM88 38V37H87ZM16 39H18V38H16ZM32 39V38H31ZM49 39H50V37H49ZM62 39V38H61ZM70 39V38H69ZM72 39H74V38H72ZM80 39H81V37H80ZM121 39H118V40H120V42L122 41ZM1 40V39H0ZM18 40V42L20 43V41ZM30 40V39H29ZM36 40V39H35ZM39 40H40V38H39ZM38 40V41H39ZM45 40V41H46ZM51 40V39H50ZM64 40V39H63ZM118 40L116 41V42H118ZM124 40V41H125ZM136 40V41H135ZM259 40H261L262 42H263V44H259V43H262V42H259ZM5 41V40H4ZM17 41V40H16ZM28 41V40H27ZM37 41V42H38ZM41 41V40H40ZM45 41H43V42H45ZM72 41V40H71ZM7 42V41H6ZM6 42H4V43H6ZM10 42H11V40H10ZM14 43H11V44H13V46H14V44L16 43L15 42V40L13 41ZM17 42V43H18ZM26 42V41H25ZM32 42V41H31ZM47 42V41H46ZM76 42V41H75ZM85 42V41H84ZM126 42V41H125ZM230 42H235V44L233 43V46L232 45H230L231 43ZM19 43L17 44L18 46H19ZM22 43V42H21ZM36 43V42H35ZM34 43V44H35ZM40 43V42H39ZM39 43H37V44H39ZM42 43V42H41ZM40 43V44H41ZM49 43V42H48ZM52 43V42H51ZM50 43V44H51ZM6 44H8V43H6ZM40 44H39V48H40ZM45 44V43H44ZM75 44V43H74ZM85 44V43H84ZM101 44H103V43H101ZM100 44V45H101ZM106 44V43H105ZM104 44V45H105ZM108 44V43H107ZM118 44H119V42H118ZM4 44H2V46H3ZM22 45V44H21ZM31 44L29 43V46H30ZM42 45V44H41ZM49 45V44H48ZM63 45V44H62ZM76 45V44H75ZM89 45V44H88ZM87 45V46H88ZM91 45V44H90ZM93 45V44H92ZM91 45V46H92ZM109 45V44H108ZM108 45H106L107 46V48L109 49L110 48V50L111 49H113V46H110L111 45V43H110V47H108ZM120 45H121V43H120ZM122 45H124V44H122ZM143 45V46H142ZM27 46V45H26ZM32 46V45H31ZM35 46V45H34ZM46 46V45H45ZM73 46V45H72ZM84 46H86V45H84ZM91 46H88L89 47V49H90V47ZM94 46V45H93ZM99 46V45H98ZM102 46V45H101ZM105 46V47H106ZM124 46V47H125ZM22 47V46H21ZM33 47V46H32ZM36 47V46H35ZM44 47V46H43ZM58 47V46H57ZM61 47V46H60ZM66 48V45H64L63 46V48ZM68 47V46H67ZM71 47V46H70ZM112 47V48H111ZM11 48L13 49V47H12V45H11ZM20 48V47H19ZM23 48H26L25 47V45H24V47ZM53 48V47H52ZM55 48V47H54ZM62 48V47H61ZM61 48H59L60 50H62ZM64 48V49H65ZM73 48V47H72ZM93 48V47H92ZM106 48V49H107ZM128 48H129V46H128ZM130 48H132L133 49V45H132V47H130ZM1 49V48H0ZM7 49H8V47H7ZM7 49H6V51H7ZM10 49V48H9ZM8 49V51H10L11 52V50H9ZM14 49H15V47H14ZM17 49V48H16ZM36 49L37 48H35V51H36ZM44 50H45V48H43ZM49 49H51V47L49 48ZM63 49V50H64ZM68 49V48H67ZM87 48H84V50H86ZM88 49V50H89ZM106 49L104 48V50H101L102 51V54L101 55H103L104 56V58L103 57H100V59H102V61L101 62H99V63H96V62H98V61H100V60H98V61H96L93 65H94V67L93 68H95V76H92V75H86V77H87V79H88V81L90 82V87H86L85 89H84V92L82 93L81 91H76V89H70V90H67L66 91V93H65V95H64V98L62 97V95L58 92V91H50V89L49 88H45V89H43L42 90V87H43V85H45L46 83H44L43 85H42V83H41V88L39 89L40 91H44L43 93H42V95L43 96H45L46 97V99H45V101L48 99L49 101L50 100H54V99H56V97L57 98H59L60 99V97H62L63 99H65V102L66 103H68V102H72V103H76V102H78L79 101V103H81V104H86V103H88L89 102V100H87V99H85V97L87 96V94L89 93V92H92L93 94L94 93H96L97 95H99V98H100V101H102L103 102V104H104V114H102V116H101V119L102 120H104L105 121V123L107 124V126H108V129H109V125H111V124H113L116 120H115V116H113V106H112V98H114L113 96V94L112 93H114V91L113 90H115V88H116V86H119V85H116L117 84V76L119 75V73H120V69H118L119 68V61L120 60H117V58H116V56H117V54H116V56L114 57V56H111L110 54H109V51L107 50L106 51ZM5 50V49H4ZM19 50H21V49H19ZM25 50H27V48L25 49ZM32 51L34 50V48H32L31 49ZM42 50V49H41ZM48 50V49H47ZM58 51V53H57V55L56 54H52V55H56V59L54 60L53 58L51 59V60H47V66L49 67V66H55V68L57 69H55L58 73H60L61 75H65L66 76V74L69 72L68 71V68H67V66H66V62L68 61H72L71 59H69L70 58V55L68 56L67 54L65 55V53H66V51H65V53H62L61 51ZM70 50V49H69ZM69 50H67V51H69ZM78 50V49H77ZM93 50H95V49H93ZM5 51V52H6ZM7 51V52H8ZM13 51V50H12ZM28 51V53H30L31 51H29V50H27ZM38 51V53H39V50H37ZM71 51V50H70ZM90 51V50H89ZM113 51V50H112ZM116 51V50H115ZM9 52V53H10ZM44 52V51H43ZM48 52V51H47ZM46 52V50H45V53H47ZM57 52V51H56ZM64 52V51H63ZM91 52H92V50H91ZM96 52H98V50L96 51ZM111 52V51H110ZM118 52V51H117ZM123 52V51H122ZM122 52H121V54H122ZM169 53L168 55L170 56V57H168V58H170V59H166V61H161V55H164L163 53ZM22 54H23V51L21 52ZM34 53H37V52H31L30 54H34ZM41 53V52H40ZM45 53H43V55H45ZM72 53H76V52H72L71 51V54ZM119 53H120V51H119ZM13 54H14V52H13ZM16 54V53H15ZM19 54H20V51H19ZM19 54H16L17 56L19 55ZM27 54V53H26ZM77 54V53H76ZM79 54V53H78ZM91 54V53H90ZM115 54V53H114ZM120 54V55H121ZM142 54V55H141ZM9 55V54H8ZM28 55V54H27ZM34 55H36V54H34ZM34 55H33V57H34ZM37 55H40V54H37ZM42 55V56H43ZM47 55V54H46ZM51 55V56H52ZM75 55V54H74ZM94 55V54H93ZM160 55V56H159ZM7 56V55H6ZM10 56H11V53H10ZM14 56V55H13ZM23 57L24 59H25V57L23 56V55H21L20 54V56L19 57ZM32 56V55H31ZM41 56V57H42ZM50 56V57H51ZM100 56V55H99ZM18 57V58H19ZM28 58H27V60L29 59H31V58H29V55L27 56ZM38 57H40V56H38ZM49 57V56H48ZM1 58V60H2V62L4 61L3 59H2V57H0ZM3 58H4V56H3ZM7 58V57H6ZM5 58V59H6ZM10 58H13V57H10ZM17 57H14L13 59H15L17 62H19L18 60H20L21 58H19V59H16ZM92 58V57H91ZM95 57H93V59H94ZM119 58H120V56H119ZM7 59H9V58H7ZM13 59H11L12 61H13ZM35 60L37 59L36 57L34 58ZM45 59V58H44ZM43 59V60H44ZM90 59V58H89ZM99 59V58H98ZM0 60V61H1ZM11 60H9V63H10V61ZM26 60V59H25ZM39 60H41V59H39ZM75 60V59H74ZM73 60V61H74ZM92 60V59H91ZM95 60H97V58L95 59ZM104 60H107L108 62H110V63H108L107 64V61L105 62ZM122 60V61H123ZM169 60V64H168V61ZM11 61V62H12ZM21 61V60H20ZM22 61H24L23 59H22ZM22 61H21V65H22ZM33 61V60H32ZM31 61V62H32ZM36 61H38V60H36ZM45 61V60H44ZM136 61V62H135ZM2 62H0L1 64H2ZM7 62V61H6ZM27 62H30V61H27ZM42 62V61H41ZM40 62V63H41ZM89 62H91V61H89ZM88 62V63H89ZM135 62V63H134ZM4 63H5V61H4ZM3 63V64H4ZM8 62H7V65L9 64ZM33 63H34V61H33ZM38 63V62H37ZM37 63H36V65H37ZM44 63V62H43ZM66 63V64H65ZM73 62H71V64H72ZM74 63H76V61H74ZM88 63L86 64L87 66H88ZM122 63V62H121ZM125 63V62H124ZM134 63V64H133ZM12 64H14V65H12V66H17V64H15L14 62L12 63ZM24 65H23V69H25L24 67L26 66L25 65V62L23 63ZM26 64H28V63H26ZM39 64V63H38ZM69 64V63H68ZM71 64H69V65H71ZM91 64V63H90ZM111 64H113V65H111ZM29 65V64H28ZM34 65H35V63H34ZM40 65V64H39ZM42 65L44 66V64H41V66L40 67H42ZM121 65V64H120ZM169 65V66H168ZM262 65V66H261ZM9 66V65H8ZM11 66V67H12ZM20 66V65H19ZM18 66V67H19ZM46 66V65H45ZM46 66V67H47ZM73 66V65H72ZM2 67H3V65H2ZM10 67V68H11ZM28 67V69L26 68V70H28V71H30L29 69H31L32 67H33V65L31 66V68H29L30 66H27ZM48 67L47 68H45V67H42V69L44 68L47 72H48V70L49 71H51L50 69L52 68L53 69V67H49L50 69H48ZM71 67V66H70ZM92 67V66H91ZM6 68H9V67H5V68H3V69H6ZM15 69H16V67H15ZM14 69V70H15ZM20 69V68H19ZM36 71L38 70V67H37V69L36 68H34ZM42 69H39V71H41ZM48 69V70H47ZM72 68H70V70H71ZM90 69V68H89ZM127 69V68H126ZM12 70H13V67H12ZM21 70V69H20ZM44 70V72L46 73V71ZM90 70H92V69H90ZM125 70V69H124ZM130 71H131V69H129ZM203 70H205V72H204V74H201V75H199L198 74V72H201V71H203ZM246 70H251V71H249V73L250 72H252L250 75H251V77H249V79H242V80H244V81H241V79L240 78H242L241 77V74L242 73H244V72H246ZM4 71V70H3ZM8 71H10V69L9 70H7V71H5V72H8ZM34 71V70H33ZM36 71H34V75H35V72ZM39 71H38V74H39ZM53 72H54V70H52ZM128 71V70H127ZM165 71L166 72H170V76H164V74H165ZM11 72V71H10ZM14 72V71H13ZM13 72H11V73H13ZM42 72V71H41ZM43 72V73H44ZM94 72V71H93ZM92 72V73H93ZM133 72V71H132ZM1 73V72H0ZM44 73V74H45ZM49 74H50V72H48ZM164 73V74H163ZM5 74H7V73H5ZM17 74H19L18 72H17ZM41 74V73H40ZM55 74H57V73H55ZM59 74V75H60ZM130 74H131V72H130ZM8 75V74H7ZM7 75H6V77L5 78H7ZM15 75V74H14ZM20 75V74H19ZM18 75V76H19ZM36 75H37V72H36ZM35 75V76H36ZM46 75V77H47V74H45ZM60 75V76H61ZM122 75V74H121ZM125 75V74H124ZM132 75H134V74H132ZM1 76H3L2 74H1ZM17 76V75H16ZM21 76V75H20ZM38 77L40 76H42L41 78H43V74L42 75H37ZM36 76V77H37ZM56 76V75H55ZM62 76V77H63ZM136 76V75H135ZM12 77L11 76V74L8 76V80L10 79V78ZM14 77V76H13ZM12 77V79H14ZM22 77H23V75H22ZM39 77V80L41 79ZM21 78V77H20ZM27 78V77H26ZM48 78L49 77H47V79L46 80H48ZM56 78H57V76H56ZM3 79V78H2ZM16 79V78H15ZM22 79V78H21ZM61 79V78H60ZM5 80V79H4ZM18 80H19V78H18ZM18 80H12V81H18ZM35 80V79H34ZM37 80H38V78H37ZM36 80V82H40V81H37ZM119 80V79H118ZM3 81V80H2ZM25 81V80H24ZM24 81H23V84H20V83H18L17 82V84L15 85V86H17L18 87V89H19V91L18 92H20L21 91V89L25 86V84L26 83H24ZM31 81H32V79H31ZM43 81V80H42ZM50 81V80H49ZM4 82V81H3ZM2 82V83H3ZM6 82V81H5ZM26 82V81H25ZM33 82V81H32ZM47 82V81H46ZM58 82H60V81H57V83ZM122 82V81H121ZM1 83V84H2ZM9 83V82H8ZM7 83V84H8ZM10 83H11V80H10ZM14 83V82H13ZM31 83V82H30ZM119 83V82H118ZM166 83H169V85L167 86L166 85ZM34 84H35V81H34ZM38 84V83H37ZM59 84V83H58ZM61 84V83H60ZM36 85V84H35ZM46 85H48V84H46ZM45 85V86H46ZM4 86V85H3ZM37 86V85H36ZM36 86L34 87L33 85H32V87H34L33 88V90H35V89H37L36 88ZM39 86V87H40ZM44 86V87H45ZM7 87H9V86H7ZM7 87H4V88H6L7 89ZM13 87V86H12ZM25 87H27V86H25ZM25 87H24V89H25ZM38 87V86H37ZM43 87V88H44ZM6 89H5V92H6ZM119 89H120V87H119ZM119 89H117V90H119ZM10 90V89H9ZM1 91V90H0ZM4 91V90H3ZM8 91V90H7ZM32 91V90H31ZM113 91V92H112ZM120 91V90H119ZM183 91V92H182ZM23 92H25V91H23ZM39 92V91H38ZM37 92V93H38ZM112 92V93H111ZM7 93V92H6ZM11 93V92H10ZM9 93V94H10ZM15 93V92H14ZM33 93V92H32ZM37 93L35 94V93H33V94H35V97H36V95H37ZM39 93H41V92H39ZM116 93V92H115ZM1 94H4L5 95V93H1ZM13 94V93H12ZM17 94H19V93H17ZM16 94V95H17ZM96 94H94L95 96H96ZM119 94V93H118ZM117 94V95H118ZM121 94V93H120ZM7 95H8V93H7ZM30 95H32V94H30ZM41 95V94H40ZM184 95V96H183ZM11 96V95H10ZM19 96V95H18ZM94 96V98L93 99H95L96 97ZM179 96H180V99H182L183 100V98H184V100L183 101H180V99H179ZM183 96V98H181ZM3 97V96H2ZM5 97V96H4ZM16 98H19V97H17V96H15ZM31 97H33V96H31ZM30 96H29V98H31ZM35 97H33V98H35ZM91 97H93V96H91ZM115 97H116V94H115ZM9 98V97H8ZM38 98H39V95H38ZM38 98H35V100L37 99L38 100ZM61 98V99H62ZM117 98V97H116ZM119 98V97H118ZM1 99V98H0ZM3 100H4V98H2ZM7 99V98H6ZM13 99V98H12ZM40 99H42V97L41 98H39V100ZM2 100V101H3ZM8 100V99H7ZM7 100H6V102H7ZM34 100V99H33ZM120 100V99H119ZM118 99H117V101H119ZM11 101V100H10ZM14 101H16V100H14ZM47 102V103H49V104H51L50 102ZM56 101H59V100H56ZM62 101V100H61ZM60 101V102H61ZM121 101V102H122ZM4 102H5V100H4ZM35 103H36V101H34ZM38 102V101H37ZM52 102V101H51ZM70 102V103H71ZM114 102H116L115 100H114ZM188 102H191V103H188ZM196 102H195V104H196ZM8 103V102H7ZM42 103H44V102H42ZM42 103H40V105L42 104ZM65 103V104H66ZM120 103V102H119ZM118 103V104H119ZM124 103H126L127 104V102H124ZM132 103V102H131ZM144 103H146L145 104V106H150V109L148 108V110L147 109H145L144 107H143V104ZM1 104V103H0ZM2 104H3V102H2ZM60 104H63V102L62 103H60ZM117 104V107L119 106ZM129 104V103H128ZM45 105H47V104H45ZM75 104H73V106H74ZM100 105V104H99ZM122 106H123V103L121 104ZM120 105V106H121ZM130 105V104H129ZM135 105V104H134ZM133 105V106H134ZM6 106V105H5ZM8 106H10V105H8ZM55 106H56V104H55ZM63 106V105H62ZM62 106L60 105V106H58V104H57V107H61L60 108V111H62L63 109H62ZM71 106L72 105H70V109H71ZM121 106V107H122ZM125 106V105H124ZM123 106V107H124ZM182 106V105H181ZM4 107V106H3ZM2 107V108H3ZM65 107V106H64ZM63 107V108H64ZM100 107V106H99ZM122 107V108H123ZM127 107V106H126ZM137 107V106H136ZM34 108V107H33ZM48 108V107H47ZM52 108V107H51ZM101 108V107H100ZM185 108V107H184ZM44 109V108H43ZM42 109V110H43ZM54 109V108H53ZM57 109L58 108H56V111H57ZM62 109V110H61ZM76 109V108H75ZM111 109H112V111H111ZM117 109V108H116ZM127 109V108H126ZM129 109H131V107L129 108ZM145 109V110H144ZM155 109H153V111L155 110ZM187 109V108H186ZM224 109V111L222 112L221 110H223ZM69 110V109H68ZM78 110H80V109H78ZM93 110V108L91 109V111ZM97 110V109H96ZM118 110V109H117ZM124 110H125V108H124ZM191 110V109H190ZM19 111V110H18ZM51 111H52V109H51ZM50 111V112H51ZM55 111V112H56ZM74 111V110H73ZM72 111V112H73ZM90 111V112H91ZM98 111V110H97ZM114 111H116V110H114ZM128 111V110H127ZM132 111V110H131ZM149 111H150V113L151 114H149ZM13 112V111H12ZM16 112V111H15ZM58 112H59V110H58ZM66 112V111H65ZM126 112V111H125ZM129 112V111H128ZM158 112V111H157ZM185 112H186V110H185ZM188 112V111H187ZM222 112V113H221ZM52 113H54L53 111H52ZM63 113V112H62ZM71 113V112H70ZM99 113H101V112H99ZM115 113V112H114ZM156 113V112H155ZM193 113V114H194ZM64 114V113H63ZM116 114H118V112L116 113ZM121 114V113H120ZM119 114V115H120ZM126 114H128V113H126ZM126 114H124L123 113V116L125 115L126 116ZM157 114V113H156ZM193 114H192V116H193ZM249 114H250V116H249ZM57 115H58V117L61 115H59L58 113H57ZM65 115H66V113H65ZM51 116H52V114H51ZM53 116H55V114L53 115ZM62 116V115H61ZM248 116V117H247ZM56 117V116H55ZM55 117H53L54 119H55ZM83 117V116H82ZM97 117H98V115H97ZM158 117V116H157ZM191 117V116H190ZM194 117V116H193ZM204 117H208V119H204ZM250 117V119H248ZM60 118V117H59ZM62 118V117H61ZM67 118V117H66ZM65 118V119H66ZM117 118H118V116H117ZM128 118H124V117H122L121 119H120V116H119V120H117L119 123H118V125L120 126L121 125V127L119 128V127H117V130L115 129H113L112 131L114 132V131H116V133H118V134H120V132L122 131V128H124L125 129V127L126 126H124L125 125V123H126V119H128ZM159 118V117H158ZM157 118V119H158ZM211 118V117H210ZM255 118V119H256ZM8 119H10V118H8ZM14 119V118H13ZM51 119V118H50ZM50 119H49V121H48V119H47V122H51L50 121ZM63 119V118H62ZM74 119V118H73ZM76 119V118H75ZM74 119V120H75ZM88 119V118H87ZM101 119H99V120H101ZM113 119L115 120V121H113ZM219 119V118H218ZM6 120H7V118H6ZM46 120V119H45ZM44 120V121H45ZM68 120V119H67ZM209 120V121H208ZM16 121V120H15ZM80 121V120H79ZM87 121V120H86ZM96 121V120H95ZM160 121V120H159ZM162 121V122H163ZM181 122H182V120H180ZM258 121V120H257ZM8 122H10V121H8ZM43 122V121H42ZM59 122V121H58ZM68 122V121H67ZM74 122V121H73ZM84 122V121H83ZM113 122V123H112ZM187 122V121H186ZM219 122V123H220ZM11 124L13 123L12 121L10 122ZM21 123V122H20ZM54 123H56V122H54ZM53 123V124H54ZM117 123V122H116ZM215 123V122H214ZM219 123H217V125H219ZM17 124V123H16ZM83 124V123H82ZM128 124V123H127ZM161 124V123H160ZM194 124V123H193ZM197 124H200V123H197ZM247 124H249V125H247ZM256 124V123H255ZM254 124V125H255ZM8 125V124H7ZM10 125V124H9ZM8 125V126H9ZM18 125V124H17ZM40 125H42L41 124V122H40ZM47 125V124H46ZM114 125L116 126V124L114 123ZM183 125V124H182ZM205 125V124H204ZM258 125V124H257ZM261 125V124H260ZM11 127H12V125H10ZM16 126V125H15ZM20 126V125H19ZM43 126H44V124H43ZM196 126V125H195ZM213 126V125H212ZM5 127V126H4ZM10 127V128H11ZM14 127V126H13ZM62 127V126H61ZM96 127H97V125H96ZM112 127H113V125H112ZM181 127V126H180ZM222 127V128H221ZM257 127V126H256ZM261 127V129H262V126H260ZM116 128V127H115ZM119 128V129H118ZM162 128V127H161ZM110 129H111V127H110ZM146 129V128H145ZM175 129H176V127H175ZM179 129V128H178ZM212 129V128H211ZM216 129V130H217ZM256 129V128H255ZM255 129H253V130H255ZM258 129H259V126H258ZM257 129V130H258ZM260 129V131H262ZM46 130V129H45ZM127 130V129H126ZM134 131L136 130V129H133ZM215 130V129H214ZM252 130V131H253ZM257 130L256 131H254V132H257ZM20 131V130H19ZM63 131V130H62ZM139 131V130H138ZM137 131V132H138ZM145 131H147V130H145ZM171 131H169V132H171ZM218 131V130H217ZM7 131L4 129V128H0V137H5V136H7L6 134H8V133H6ZM108 132V131H107ZM132 131H130V133H131ZM167 132V131H166ZM174 132V131H173ZM187 132V131H186ZM213 132V131H212ZM224 132V131H223ZM253 132V133H254ZM19 133V132H18ZM20 133H21V131H20ZM23 133V132H22ZM148 133V132H147ZM177 132H175L174 133V135L176 134ZM189 133V132H188ZM261 133V132H260ZM263 133H264V131H263ZM263 133L261 134V135H263ZM114 134H115V132H114ZM127 134V132L123 135V137L125 136ZM132 134H133V132H132ZM184 134H186V133H184ZM121 135V134H120ZM128 135V134H127ZM127 135L125 136V137H127ZM130 135V134H129ZM232 135H234V138L236 137H238V139H234L233 137H231ZM19 136H20V134H19ZM113 136V135H112ZM117 136V135H116ZM119 136V135H118ZM131 136V135H130ZM178 136H180V135H178ZM185 136V135H184ZM241 136V137H240ZM250 136V135H249ZM256 136V135H255ZM129 137V136H128ZM164 137V136H163ZM171 137H172V134H171ZM176 137V136H175ZM244 137H242V138H244ZM247 137V136H246ZM257 137V136H256ZM260 137V135L258 136V138ZM131 138V137H130ZM5 139V138H4ZM183 139V138H182ZM234 139V140H233ZM252 139V141H253V138H251ZM86 140V139H85ZM175 140V139H174ZM180 140V139H179ZM256 140V139H255ZM260 140V139H259ZM46 141H47V139H46ZM244 141H246V140H244ZM250 141V140H249ZM257 141H258V139H257ZM3 142V141H2ZM5 142V141H4ZM6 142H7V138H6ZM6 142H5V144H6ZM22 142V141H21ZM48 142V141H47ZM19 143V142H18ZM46 143V142H45ZM204 143V142H203ZM251 142H249V144H250ZM253 143V142H252ZM260 143V142H259ZM93 144V143H92ZM181 144V143H180ZM27 145V144H26ZM247 145V144H246ZM19 146V145H18ZM138 146V145H137ZM184 146V145H183ZM200 146V145H199ZM247 146H249V145H247ZM251 146V145H250ZM254 146V145H253ZM256 146V145H255ZM258 146V145H257ZM189 147V146H188ZM207 147H209V146H207ZM26 148V147H25ZM201 148V147H200ZM251 148V147H250ZM20 149H22V148H20ZM24 149V148H23ZM27 149V148H26ZM34 149V148H33ZM123 149V148H122ZM178 149V148H177ZM188 149V148H187ZM203 149V148H202ZM206 149V148H205ZM252 149V148H251ZM259 149V148H258ZM86 150V149H85ZM82 151V150H81ZM254 151V150H253ZM25 152V151H24ZM171 152V151H170ZM248 152V151H247ZM249 152H250V149H249ZM258 152H259V150H258ZM182 153V152H181ZM204 153V152H203ZM246 153V152H245ZM255 153V152H254ZM253 153V154H254ZM62 154V153H61ZM123 154V153H122ZM186 154V153H185ZM185 154H181L183 157H184V155ZM192 154V153H191ZM249 154V153H248ZM251 154V153H250ZM256 154V153H255ZM259 154V153H258ZM167 155V154H166ZM168 155H170V154H168ZM244 155V154H243ZM186 156V155H185ZM254 156V155H253ZM183 157H180L179 158V156H177V159H178V161H176L177 163L178 162H180V163H178L177 165H175V168H171L172 170H171V173L163 180V184L164 185H169V183L168 182H175L176 180H178V179H180L179 178V176L181 175H179L178 174V171H179V165L181 164V166H182V163L181 162H183V163H185L184 161L186 160V158H185V160L184 159H182ZM246 157V156H245ZM244 157V159L246 160V158ZM249 158H251L250 156H248ZM191 158V157H190ZM249 158H247V159H249ZM253 158V157H252ZM259 158V157H258ZM166 159H168V158H166ZM176 159V158H175ZM202 159V158H201ZM200 159V160H201ZM174 160V159H173ZM163 161H165V160H163ZM162 161V162H163ZM255 160L254 159H251L250 161H248L247 162V160L245 161V164H247L248 166L247 167H249L248 169H246V168H244V169H246V172L243 174L242 173V176L244 177L243 178V182H244V186H243V192H242V196L244 197V198H246V199H249L252 203H254V205H257V204H260L261 205V207L259 208V210H256V211H249V213H248V216L247 215H245V213H244V215L246 216V218H245V216H244V219H245V221L247 222V223H244V222H242V223H244L243 224V226H242V224H240L241 225V239H240V241L243 243V246L244 245H246L248 248H250V251L249 250H247L248 248H246L245 246V248H246V250L244 249V251H246L245 253H247V251H249V252H251L250 254H251V257L253 258V259H259V260H263L264 261V179L262 178L261 179V177H263L264 175H263V170H260V171H262V174H260L259 176H258V171H257V173H255V171H254V169H253V166H254V164H255V162H254ZM260 161V160H259ZM264 161V160H263ZM22 162V161H21ZM79 161H77V162H73L74 163V169H76V171H77V173L75 174V176L73 177V178H75V180L77 181V182H75L76 184H71V186L69 185V186H66V187H63V185L64 184H61L59 181H61V180H63V179H65L67 176V174H65V172H66V170L65 171H63V170H58V171H56V174L54 175V176H52V177H49L48 175H46L45 176V178H42V176H41V182L39 181V183L42 185L43 183H46L47 182V180L48 179H50V180H48V185L46 186V189H45V193L43 192V196H42V198L45 200H47V199H51L52 197H54V199H56L57 201H59V200H61L62 198H63V196L65 195V193L66 192H71V190L72 189H76V187H78L77 185H83V184H85L86 183V176L83 174V172L81 171V170H83V169H85L84 167H86V166H84V167H82L79 163H78ZM162 162H161V164H162ZM173 162V161H172ZM64 163V162H63ZM167 163V162H166ZM165 163V164H166ZM170 163V162H169ZM202 163H204L203 161H202ZM62 164V163H61ZM176 164V163H175ZM186 164V163H185ZM260 164V163H259ZM117 165V164H116ZM196 165V164H195ZM253 165V166H252ZM59 166V165H58ZM58 166H57V168H58ZM68 166H70V165H68ZM168 166V165H167ZM132 167H133V165H132ZM212 167H214V166H212ZM212 167H205V170H210V168L212 169ZM215 167H217V166H215ZM244 167V166H243ZM63 168H65L64 166H63ZM187 168V167H186ZM193 168H194V166H193ZM218 168V167H217ZM219 168H221V167H219ZM42 169H45V168H42ZM61 169V168H60ZM69 169V168H68ZM71 169V168H70ZM88 169V168H87ZM86 169V170H87ZM101 169V168H100ZM102 169H105V168H103L102 167ZM255 169H257V168H255ZM262 169V168H261ZM45 170H47V169H45ZM212 170H214V169H212ZM212 170H210L208 173H213L212 172ZM222 170V169H221ZM70 171V170H69ZM84 171V170H83ZM103 170H99V172L96 174V177L97 178H99L98 176H100V175H102L103 174V172L105 171H103ZM111 171V170H110ZM114 171V170H113ZM112 171V172H113ZM169 171V170H168ZM215 171H217V170H214V172ZM71 172V171H70ZM184 172H186V171H184ZM221 172V171H220ZM220 172L219 173H217V174H220ZM222 172H223V174H222ZM222 172H221V174L220 175H224V177H225V180L228 182V183H231V182H233L234 180H233V177L231 176V175H228L227 173H226V171L224 172V170H222ZM42 173V172H41ZM105 173V172H104ZM115 173V172H114ZM180 173V172H179ZM183 173V172H182ZM73 174V173H72ZM87 174V173H86ZM107 174H108V172H107ZM154 174L157 176V174L154 172ZM184 174V173H183ZM186 174V173H185ZM39 175V174H38ZM41 175V174H40ZM39 175V176H40ZM43 175V177H44V173L42 174ZM68 175H69V173H68ZM74 175V174H73ZM105 175V174H104ZM186 175H188V174H186ZM240 175V174H239ZM103 176V175H102ZM189 176V175H188ZM191 176V175H190ZM195 176V175H194ZM193 176V177H194ZM210 176H211V174H210ZM65 177V178H64ZM101 177V176H100ZM184 177V176H183ZM186 177V176H185ZM38 178H40V177H37L36 179L38 180ZM89 178V177H88ZM164 178V177H163ZM95 179V178H94ZM190 179H193V178H190ZM215 179V178H214ZM37 180H34V181H37ZM40 180V179H39ZM74 180V181H75ZM99 179H96V182L98 181ZM198 180V179H197ZM147 181V180H146ZM145 180L143 181V182H146ZM194 181V180H193ZM99 182V181H98ZM190 182H192L191 180H188V182L187 183H189V185L187 186V187H179L176 191H174V193H170L169 192V194H166L165 196H162V195H159V197L158 198H156L157 200H155V202L154 203H152L151 205H155V206H157V205H161V204H166L165 202H167L168 204H169V206H167V204H166V206L168 207V211H170V213H171V210L172 209H174V210H178L179 208L178 207H180V208H182L181 206H180V204H181V202L184 200V196L187 194V193H189L190 191H191V189L194 187V186H192V184H190ZM197 182H199V181H197ZM213 182V181H212ZM242 182V183H243ZM63 183V182H62ZM178 183V182H177ZM34 185L35 184H37L36 182H34L33 183ZM158 184V183H157ZM184 184H185V182H184ZM199 184V183H198ZM65 185H66V183H65ZM146 185H148V184H146ZM174 185V184H173ZM181 185V184H180ZM196 186H198V185H196ZM173 187H175V185L173 186ZM201 188H202V186H200ZM200 187L199 188H196V191H195V193L197 192V193H200L199 191H201L202 189H200ZM154 187L152 186L151 187V189H153ZM42 189V188H41ZM148 189H150V188H148ZM171 189H173V188H171ZM151 191V190H150ZM194 191V190H193ZM74 192V191H73ZM152 192V191H151ZM239 192V191H238ZM201 195H202V193H201ZM201 195H199V196H201ZM142 196V195H141ZM144 196V195H143ZM142 196V197H143ZM204 196V195H203ZM41 197V196H40ZM202 197V196H201ZM17 198V197H16ZM16 198H12L14 201H16V200H18V199H21V198H18V199H16ZM196 198H198V196L196 197ZM203 198V197H202ZM216 198V197H215ZM23 199V198H22ZM21 199V200H22ZM33 199V198H32ZM35 199V198H34ZM31 200L32 202H34L35 200ZM155 199V198H154ZM193 199V198H192ZM195 199V198H194ZM204 199V198H203ZM8 200V199H7ZM21 200H18V201H16V203L17 202H20ZM196 200V199H195ZM55 201V200H54ZM192 201V200H191ZM198 201V200H197ZM199 201H200V199H199ZM44 202V201H43ZM193 203L192 204H194V202H196V201H192ZM213 202V201H212ZM220 200H218L217 199V201L215 200V203H212V204H209V203H211V202H209L208 204L209 205H207L204 209V211H206L207 210V212H209L208 211V209H212L213 210V208L214 207H216V206H218L220 203ZM16 203L14 204V203H12V202H10L9 201V203H8V210H7V208H5L4 207V209H3V214L5 213V215H7L6 214V212L8 211H10L12 208H13V204L14 205H16ZM55 203V202H54ZM136 203V202H135ZM224 203V202H223ZM12 206H11V205ZM126 204V203H125ZM128 204V203H127ZM126 204V205H127ZM183 204V203H182ZM190 203H188V205H189ZM191 204V205H192ZM7 205V204H6ZM126 205H125V207H126ZM187 205V204H186ZM223 205V204H222ZM31 206V205H30ZM38 206V205H37ZM128 206V205H127ZM150 206V205H149ZM148 206V207H149ZM184 206V205H183ZM258 206V205H257ZM24 207V206H23ZM53 207V206H52ZM187 207H189V206H186V208ZM191 207V206H190ZM220 207V206H219ZM218 207V208H219ZM14 208H16V207H14ZM17 208H21V207H17ZM128 208V207H127ZM127 208H126V210H127ZM156 208V207H155ZM159 208H160V206H159ZM158 208V209H159ZM164 208V207H163ZM162 207H161V210L163 209ZM184 208V207H183ZM191 208H193V206L191 207ZM191 208H189V209H191ZM217 208V209H218ZM258 208V207H257ZM185 209V208H184ZM189 209H187L186 211H188ZM216 209V208H215ZM216 209V210H217ZM249 209V208H248ZM256 209V208H255ZM23 210V209H22ZM147 210V211H146ZM145 210V212L142 214V215H150L151 214V211H152V208L150 207V208H148V209H146ZM163 210H165V209H163ZM166 210V211H167ZM193 210V209H192ZM220 210V209H219ZM254 210V209H253ZM12 211V210H11ZM20 211V210H19ZM29 211H30V209H29ZM160 211V210H159ZM179 211H180V209H179ZM182 211V210H181ZM185 211V210H184ZM215 211V210H214ZM242 211V210H241ZM241 211H240V213H241ZM7 212V213H8ZM15 212V211H14ZM161 212V211H160ZM212 212V211H211ZM19 213V212H18ZM21 213V212H20ZM154 213V212H153ZM177 211H176V214L175 215H177ZM187 213V212H186ZM194 213V212H193ZM199 213V212H198ZM214 213V212H213ZM246 213V214H247ZM1 214H2V212H1ZM28 214V213H27ZM30 214V213H29ZM128 214V213H127ZM158 215H159V213H157ZM162 214V213H161ZM180 215L181 214H183L182 212L181 213H179ZM188 214V213H187ZM209 214V213H208ZM17 215V214H16ZM23 215H25V214H23ZM168 215V214H167ZM180 215H178L179 217H180ZM186 215V214H185ZM190 215V214H189ZM202 215H203V213H202ZM201 214H198V215H190L189 216V218H188V226H189V228L190 229H196V228H199L200 226H203L204 224H206L207 222V220H206V218H204V220L202 219V216ZM32 216V215H31ZM34 216V215H33ZM32 216V217H33ZM152 216V215H151ZM160 216V215H159ZM164 216V218H162V219H166V217H168V216H166L165 217V215H163ZM182 217H183V215H181ZM23 217V216H22ZM31 217V218H32ZM35 217V216H34ZM158 217V216H157ZM162 217V216H161ZM186 217V216H185ZM215 217V216H214ZM243 217V216H242ZM9 218V217H8ZM149 218V217H148ZM176 219V218H175ZM179 219V218H178ZM187 219V218H186ZM216 219V218H215ZM19 220V219H18ZM43 220V219H42ZM158 220V219H157ZM161 220V219H160ZM167 220H168V218H167ZM183 220V219H182ZM41 221V220H40ZM44 221V220H43ZM42 221V222H43ZM162 221V220H161ZM166 221V220H165ZM169 221V220H168ZM244 221V220H243ZM36 222V221H35ZM38 222V221H37ZM49 222V221H48ZM179 222H180V220H179ZM186 222V221H185ZM46 223V222H45ZM239 223V222H238ZM131 223L129 222V223H126V224H124V225H122V227L124 226V228H125V226L127 227V228H125L126 229V233L129 231V230H131V227H132V224L130 225ZM46 225H47V223H46ZM117 225V224H116ZM167 225V224H166ZM182 225V224H181ZM240 225H238V226H240ZM49 226V225H48ZM161 226H162V224H161ZM161 226H159L160 228H161ZM236 226V228H237V225H235ZM45 227H47V226H45ZM163 227V226H162ZM48 228V227H47ZM47 228H45L46 230H48ZM156 228H158V227H156ZM159 228V229H160ZM124 229V230H125ZM163 229V228H162ZM44 230V229H43ZM45 230V231H46ZM156 230V229H155ZM164 230V229H163ZM239 231V230H238ZM33 232V231H32ZM31 232V233H32ZM47 233V232H46ZM49 233V232H48ZM55 233V232H54ZM119 233V232H118ZM129 234L131 233V232H128ZM126 234V235H129V234ZM181 233V232H180ZM28 234H30V233H28ZM35 233H32V235L34 236V238L32 237V235L30 234V236H31V238H29L28 236H26V237H28V238H26L25 237V235H27V234H25L24 233V240L23 239H21V244L20 245H17L18 247H17V249H16V251L13 253V255H12V260L14 261V260H16L20 255H22L23 253H24V251L26 250V244H31V245H33L36 241H37V238H36V235H34ZM51 234V233H50ZM236 234H237V232H236ZM55 235V234H54ZM53 235V236H54ZM131 235V234H130ZM213 235V234H212ZM209 236L210 238H212L213 236ZM180 236V235H179ZM225 236V235H224ZM122 237V236H121ZM120 237V238H121ZM176 238V237H175ZM174 238V239H175ZM185 238H187V237H185ZM224 238V237H223ZM117 239V238H116ZM127 239V238H126ZM184 239V238H183ZM183 239H181V238H177L176 239V241H173L172 243H171V245H170V247H172L173 248V246H175V245H177V244H179L180 243V241L181 240H183ZM24 242H23V241ZM51 239L49 238V237H47L46 236V239H44V243H43V246L44 247H47V246H49V241H50ZM178 240V241H177ZM228 240V239H227ZM62 241V240H61ZM116 242V241H115ZM119 242H121V241H119ZM204 242V241H203ZM53 243V242H52ZM219 243V242H218ZM232 243V242H231ZM37 244V243H36ZM35 244V245H36ZM51 244V243H50ZM60 244V243H59ZM118 244V243H117ZM170 244V243H169ZM115 245V244H114ZM202 245V244H201ZM116 246V245H115ZM213 246V245H212ZM215 246V245H214ZM202 247V246H201ZM210 247H211V245H210ZM217 247V246H216ZM168 248V247H167ZM193 248V247H192ZM203 248H205V247H203ZM213 248V247H212ZM211 248V249H212ZM215 248V247H214ZM252 248H254V249H252ZM15 249V248H14ZM32 249H34V248H32ZM63 249V248H62ZM252 249V250H251ZM31 250V249H30ZM201 250H202V248H201ZM50 251V250H49ZM59 251V250H58ZM192 251V250H191ZM209 251V250H208ZM207 251V252H208ZM211 251H213V250H211ZM210 251V252H211ZM214 251H215V249H214ZM220 251V250H219ZM219 251H218V253H219ZM28 252V251H27ZM31 252H32V250H31ZM132 252H134V251H132ZM131 252V253H132ZM136 252V251H135ZM215 252H217V251H215ZM215 252H214V254H215ZM119 253V252H118ZM138 253V252H137ZM195 252H190V254H189V257L190 258H195L194 256H195V254H194ZM209 253V252H208ZM29 254H30V252H29ZM115 254V253H114ZM119 254H121V253H119ZM132 254H134V253H132ZM165 254V253H164ZM211 254V256L210 257H213V253L211 252L210 253ZM233 254V253H232ZM24 255V254H23ZM28 255V254H27ZM31 255H32V253H31ZM31 255H30V257H31ZM131 255V254H130ZM129 255V258L131 257ZM197 255H198V253H197ZM224 254L221 252V253H219L218 255H215L214 257H213V259H211L210 261H208L207 263H206V261H205V263L206 264H237V263H234V261L235 260H230L229 258H230V256H228L229 258H227V257H224L223 256ZM226 255V254H225ZM247 255V254H246ZM253 255V256H252ZM187 256V255H186ZM202 256V255H201ZM28 257V256H27ZM109 257H111L110 255H109ZM109 257H107V258H104L105 259V261L106 262H110V260L109 261H107V259L109 258ZM233 257V256H232ZM26 258V257H25ZM29 258V257H28ZM33 259H35L34 257H32ZM121 258V257H120ZM119 258V259H120ZM128 258V259H129ZM200 258V257H199ZM18 259H20V258H18ZM31 258H29L27 261H26V259H25V261H24V259H23V262H22V264H31V261H32V259L30 260ZM112 259V258H111ZM22 259H20V261H21ZM132 260V259H131ZM183 260V259H182ZM186 260V259H185ZM230 260V261H229ZM19 261V260H18ZM17 261V262H18ZM19 261V262H20ZM102 261L104 262V260L102 259ZM34 262V261H33ZM236 262V261H235ZM14 263H16V262H14ZM188 263V262H187ZM12 264V263H11ZM19 264V263H18ZM34 264V263H33ZM105 264V263H104ZM108 264V263H107ZM202 264H204V263H202Z\"/></svg>","mask_w":264,"mask_h":264}]
</instances>
